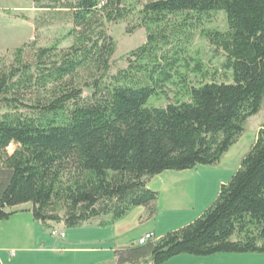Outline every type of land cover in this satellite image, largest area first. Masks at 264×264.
<instances>
[{
    "label": "trees",
    "instance_id": "trees-1",
    "mask_svg": "<svg viewBox=\"0 0 264 264\" xmlns=\"http://www.w3.org/2000/svg\"><path fill=\"white\" fill-rule=\"evenodd\" d=\"M32 1L43 8L39 24L71 23L73 42L24 43L0 59V221L25 211L42 225L108 227L136 207L155 217L159 194L147 179L219 164L264 105V0H148L139 17L147 39L115 73L107 25L132 13L127 0ZM212 11L225 13L227 27L202 35L225 56L231 80L194 85L181 66ZM196 71L204 73L201 62ZM169 86L185 100L148 105ZM114 254L116 264L263 255L264 123L198 218Z\"/></svg>",
    "mask_w": 264,
    "mask_h": 264
},
{
    "label": "rangeland",
    "instance_id": "rangeland-1",
    "mask_svg": "<svg viewBox=\"0 0 264 264\" xmlns=\"http://www.w3.org/2000/svg\"><path fill=\"white\" fill-rule=\"evenodd\" d=\"M147 1L127 0V3L133 8L132 13L123 20L111 22L107 25L109 34L117 43V51L112 58L114 63L112 72L114 73L126 66L124 59L127 52L140 46L147 39L148 30L139 27L140 10ZM40 6L41 4H37L32 0H0V59L11 60L15 49L24 43H34L36 47L50 46L55 42H59L60 47H68L72 44L73 40L68 34L72 24L66 21L39 24L36 16L43 10ZM180 18V15L174 17L176 20ZM226 27L225 13L223 11H212L202 19V23L194 30L195 39L187 49L186 62H188V66L184 65L185 62L181 66L182 72L186 74L188 81L192 84L199 85L212 80H231V73L223 69L225 56L220 51H216L215 47L202 35L203 30H225ZM197 62H201L204 75L196 71ZM181 99L185 100V98L177 95L174 87L169 86L167 94L151 97L148 105L166 106ZM263 123L264 105L259 113L249 118L243 135L238 138L236 143L229 149V152L222 157L220 163L215 166H198L183 171L167 170L148 178V187L159 194L157 213L167 212L166 210L172 208L189 207L190 203H194L196 196H199L200 192L204 190L205 195L209 197V203L207 207L202 209L201 212L203 213L217 198L221 184L227 183L239 168L241 159L254 144ZM15 147L13 144L10 145L9 152H12ZM222 167L224 170L229 171V174L221 172L220 168ZM24 207L20 206L16 209H23ZM200 208L199 205L192 210L194 212L193 216ZM141 211V208H133L127 218L138 217L142 213ZM163 214L165 215V213ZM20 217L23 220L26 218V222L22 226L13 221ZM30 218V212L24 211L19 212L10 221L0 222V243L9 249L19 247V245L24 246L32 242L31 231L33 227H38L54 236L65 228L61 224L53 223L49 225L35 223L39 226H32L31 223L33 222L28 221ZM148 223L150 221L142 223L136 232H143L146 228H149ZM94 224L91 225L95 226ZM89 226L88 224L83 225V227ZM240 255L226 258V264H264V254ZM107 264L116 263L112 261L107 262Z\"/></svg>",
    "mask_w": 264,
    "mask_h": 264
},
{
    "label": "crops",
    "instance_id": "crops-1",
    "mask_svg": "<svg viewBox=\"0 0 264 264\" xmlns=\"http://www.w3.org/2000/svg\"><path fill=\"white\" fill-rule=\"evenodd\" d=\"M220 171L229 174V171L224 170L223 167L220 168ZM208 203L209 197L203 190L199 196H196L194 203H190L189 207L168 209L167 212L157 213L152 218L149 217L144 207H137L142 209V213L138 217L128 219V213L108 227H98L94 224L95 226L90 225L89 227L63 228L55 236L38 227H33L32 242L28 245H19V247L9 249L0 243V264H107V262L115 261L114 251L116 248L137 244L138 240L146 233L151 232L158 239L169 231L177 230L199 216ZM199 205L200 210L193 216L192 210ZM18 213L6 221L14 219ZM13 221L22 226L25 224L26 218L23 220L20 217ZM28 221L33 222L32 226L36 225L35 223L42 225L35 221L32 215ZM146 221H150L149 228L143 232H136ZM18 230L23 231L22 228V231ZM236 255L241 256L240 254H217L210 257H197L183 254L163 264H226V258L236 257Z\"/></svg>",
    "mask_w": 264,
    "mask_h": 264
},
{
    "label": "built area",
    "instance_id": "built-area-1",
    "mask_svg": "<svg viewBox=\"0 0 264 264\" xmlns=\"http://www.w3.org/2000/svg\"><path fill=\"white\" fill-rule=\"evenodd\" d=\"M54 234H56V233H54ZM62 235H63V233H62ZM154 237V234L153 233H146L144 236H142L140 239H139V243L140 244H143V243H145L146 241H148V240H150V239H152Z\"/></svg>",
    "mask_w": 264,
    "mask_h": 264
}]
</instances>
